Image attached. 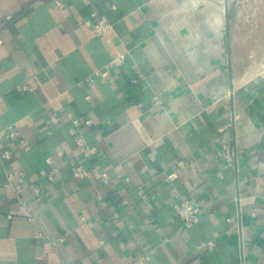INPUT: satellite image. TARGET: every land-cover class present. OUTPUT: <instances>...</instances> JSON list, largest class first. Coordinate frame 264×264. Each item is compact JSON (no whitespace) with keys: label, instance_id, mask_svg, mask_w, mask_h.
I'll list each match as a JSON object with an SVG mask.
<instances>
[{"label":"crops","instance_id":"1","mask_svg":"<svg viewBox=\"0 0 264 264\" xmlns=\"http://www.w3.org/2000/svg\"><path fill=\"white\" fill-rule=\"evenodd\" d=\"M263 70L264 0H0V264H264Z\"/></svg>","mask_w":264,"mask_h":264},{"label":"built area","instance_id":"2","mask_svg":"<svg viewBox=\"0 0 264 264\" xmlns=\"http://www.w3.org/2000/svg\"><path fill=\"white\" fill-rule=\"evenodd\" d=\"M93 15H95V13ZM86 23L92 27L93 32L96 35H107L108 33H110V31L113 28V24L105 16H101L96 21L88 19ZM262 73L264 77V70L262 71ZM74 122L78 123V120H74ZM18 135L19 133L13 128L0 131V146L4 147V143L6 141H10L11 139L17 137ZM78 142L84 149H90L91 151L97 150V146L87 145L82 138H78ZM223 146H224V151L227 155L228 164H232L233 157H234V151L226 143H224ZM4 157H10V152L5 150ZM71 172H72V176L75 179H82L88 175L87 167L81 163L74 164L71 168ZM102 176L106 178L107 173L103 172ZM11 177L12 175L9 174V178ZM20 187H21L20 184L16 185V188H20ZM173 209H174V212L179 216V218L182 220V222L186 226L194 225L201 218L200 206L192 202V200L187 197L178 198L173 205ZM113 215L117 216V212H114Z\"/></svg>","mask_w":264,"mask_h":264}]
</instances>
